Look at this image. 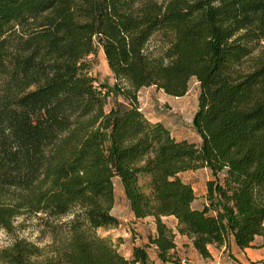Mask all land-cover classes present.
<instances>
[{"label":"trees","instance_id":"obj_1","mask_svg":"<svg viewBox=\"0 0 264 264\" xmlns=\"http://www.w3.org/2000/svg\"><path fill=\"white\" fill-rule=\"evenodd\" d=\"M100 46L124 102L105 108L87 58ZM198 83V143L148 119L141 86L182 95ZM206 167V203L177 172ZM148 242L180 264L175 230L207 244L264 234V0H0V228L38 219L44 244L15 236L0 264H160L123 256L109 234L113 178Z\"/></svg>","mask_w":264,"mask_h":264},{"label":"rangeland","instance_id":"obj_2","mask_svg":"<svg viewBox=\"0 0 264 264\" xmlns=\"http://www.w3.org/2000/svg\"><path fill=\"white\" fill-rule=\"evenodd\" d=\"M87 58L91 61V66L88 72L94 77V84L106 94L105 108H108L112 104L115 105L124 102L122 97L116 93L113 88L114 78L107 66L101 47L98 46L95 52L89 54ZM197 91L198 83L194 77H191L188 80L187 89L182 95L175 96L166 94L153 85L141 86L137 93V101L146 117L151 120L161 121L175 138H186L197 144L199 137L191 123V116L196 107ZM205 173L206 171H204L203 168L187 172L188 178L192 182V186H203ZM209 177L211 176L209 175ZM113 194L114 197L111 211L118 215L121 220L126 222L128 229L124 227L120 229L116 228L112 232L114 234H122L118 235L120 237H136L138 230H136L137 228H132L134 226L130 224V221L127 218L128 210L123 192L121 191V185L114 178ZM39 226L38 219L34 215L22 214L16 216L13 219V227L10 231L7 232L0 228V233H2V235H0V244L6 245L15 236H24L27 239L35 241L39 245L44 244L49 240V237L48 234L39 231ZM123 229L124 231L128 230L129 233L127 232L125 235ZM97 232L101 234L103 228H98ZM251 262L253 264H264V256Z\"/></svg>","mask_w":264,"mask_h":264},{"label":"crops","instance_id":"obj_3","mask_svg":"<svg viewBox=\"0 0 264 264\" xmlns=\"http://www.w3.org/2000/svg\"><path fill=\"white\" fill-rule=\"evenodd\" d=\"M138 91L139 89L137 90V93ZM198 168H203L204 171H206L205 176L203 178V186H192V182L189 180L187 172H192L193 170H196ZM198 168L186 169L177 172L178 177H180L182 181L187 182L191 185V188L193 190V198L190 201V205L195 208H200L203 204L206 203L205 180L208 179L210 175L209 170L206 167ZM114 179L119 182L118 177H114ZM125 203L128 210L127 218L130 221V224L134 226L131 227L133 229L137 228L136 230H138V234L136 235V237H120L118 235L122 234H114L112 232L116 228L120 229L124 227L128 229L126 222H124V220H121L118 215L111 211L112 206L110 208V211L113 215L117 217L118 224L116 226L108 228L98 227L103 228V232L101 234H109L111 240L116 244L117 250L125 257H130L132 245L140 244L144 245L145 251L149 259L153 260L154 262H160L158 257L156 256L155 246L152 243L148 242V236L153 235L155 230L152 216L146 215L144 217H134L132 212L128 208L126 199ZM160 218L174 231L173 240L175 245L173 250L175 255L179 257L180 264H253L251 261H254L264 256V238H262L264 237V234L254 235L252 239V246L238 247L235 245L231 237L226 247L224 245H215L213 243H209L207 244L209 255L202 256L192 247L188 237L176 232L175 218L173 215H162ZM127 232L129 233L128 230L124 231L123 229V233H125V235L127 234ZM160 264H171V262L164 261L160 262Z\"/></svg>","mask_w":264,"mask_h":264},{"label":"clouds","instance_id":"obj_4","mask_svg":"<svg viewBox=\"0 0 264 264\" xmlns=\"http://www.w3.org/2000/svg\"><path fill=\"white\" fill-rule=\"evenodd\" d=\"M0 235H2V233H0ZM4 246H7V245H4V244H0V247H4Z\"/></svg>","mask_w":264,"mask_h":264}]
</instances>
